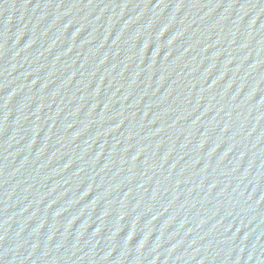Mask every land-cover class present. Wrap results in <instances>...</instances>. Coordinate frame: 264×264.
Here are the masks:
<instances>
[{"label":"water","instance_id":"water-1","mask_svg":"<svg viewBox=\"0 0 264 264\" xmlns=\"http://www.w3.org/2000/svg\"><path fill=\"white\" fill-rule=\"evenodd\" d=\"M0 264H264V0H0Z\"/></svg>","mask_w":264,"mask_h":264}]
</instances>
